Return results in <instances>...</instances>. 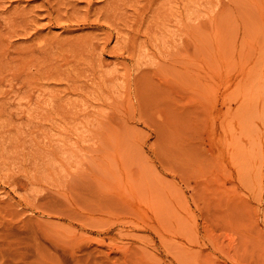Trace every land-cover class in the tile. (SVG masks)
<instances>
[{
    "label": "rangeland",
    "instance_id": "rangeland-1",
    "mask_svg": "<svg viewBox=\"0 0 264 264\" xmlns=\"http://www.w3.org/2000/svg\"><path fill=\"white\" fill-rule=\"evenodd\" d=\"M0 264H264V0H0Z\"/></svg>",
    "mask_w": 264,
    "mask_h": 264
}]
</instances>
